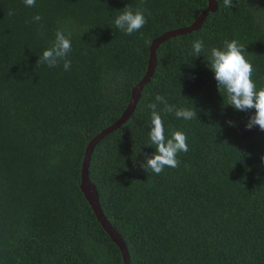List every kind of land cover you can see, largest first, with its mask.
I'll use <instances>...</instances> for the list:
<instances>
[{
  "label": "trees",
  "instance_id": "trees-1",
  "mask_svg": "<svg viewBox=\"0 0 264 264\" xmlns=\"http://www.w3.org/2000/svg\"><path fill=\"white\" fill-rule=\"evenodd\" d=\"M216 2L198 30L158 45L134 111L90 156L89 178L130 264H264V131L246 129L255 109L228 105L210 69L211 49L237 39L247 47L257 89L264 87V0H233L231 8ZM130 4L151 16L126 35L114 20ZM206 6L0 0V264H123L80 189L84 150L125 109L151 41L190 24ZM58 28L72 34L69 71L63 62L37 67ZM198 39L205 47L196 56ZM157 95L197 112L184 120L157 104L166 135L185 132L189 147L178 154L179 167L158 175L140 166L156 151L147 105Z\"/></svg>",
  "mask_w": 264,
  "mask_h": 264
},
{
  "label": "clouds",
  "instance_id": "clouds-1",
  "mask_svg": "<svg viewBox=\"0 0 264 264\" xmlns=\"http://www.w3.org/2000/svg\"><path fill=\"white\" fill-rule=\"evenodd\" d=\"M25 6L35 7L36 0H23ZM225 7H233V0H223ZM119 15L114 20V26L126 35H132L139 31L147 23L148 16L151 12L147 9L137 7L133 10L130 5L126 6L122 11H118ZM12 13H9L11 15ZM42 17L36 15L33 17L34 22H40ZM71 32L66 34L65 29L58 28L55 33V39L51 42L50 47L43 51L39 57L37 67L46 64L49 68H55L63 62V69L69 71L71 69V60L68 59L69 53L72 51ZM204 41L198 39L192 44V52L199 56L204 51ZM249 53L247 47L237 39L224 41L222 48L213 47L210 51V69L214 72V78L218 84V90L223 89L227 93L228 105L233 106L237 111L247 112L255 109L247 124V130H251L259 126L264 131V87L257 89L256 82L253 80L254 67L248 59ZM156 103H150L147 107L151 110V130L149 137L151 145H154L156 151L152 156L145 154L146 163H141V167L150 169L155 174H161L163 170L168 168L179 167L180 161L177 159L179 153H187L189 151L187 143V134L183 131H174L169 138L166 135L164 121L160 111L157 110V104H163L165 113L175 112L177 118L184 120H192L197 117L196 110L189 108L176 109L169 105L162 95L155 97ZM230 126H234V122H228ZM264 160V157H262ZM135 162V159H133Z\"/></svg>",
  "mask_w": 264,
  "mask_h": 264
},
{
  "label": "water",
  "instance_id": "water-1",
  "mask_svg": "<svg viewBox=\"0 0 264 264\" xmlns=\"http://www.w3.org/2000/svg\"><path fill=\"white\" fill-rule=\"evenodd\" d=\"M217 9V2L216 0H207V6L204 8L200 14L188 25L179 27V28H173L167 31H164L160 35H158L156 38H154L149 46V56L147 61V68L143 75V77L140 79V81L132 87L131 89V96L130 99L123 110V112L120 114V116L111 124L101 129L97 134H95L87 143L83 159L81 162V171H80V189L82 193L84 194V197L86 198L87 202L92 208V211L94 215L96 216L98 222L101 224L103 229L108 233L112 241L118 246L120 249L123 264H130L129 262V255L126 248L125 243L122 241L119 234L116 232V230L112 227V225L107 220L106 216L101 210L99 200H98V194L95 185L92 183V181L89 178L88 175V166L90 161L91 153L95 147V145L102 140L105 136H107L112 131L118 129L122 124H124L132 112L135 109L136 103L140 97L141 90L146 84L155 69L156 66V57H155V51L159 44L164 42L165 40L178 36L183 35L186 33H189L191 31H196L200 28L202 25L206 15L209 12H214Z\"/></svg>",
  "mask_w": 264,
  "mask_h": 264
}]
</instances>
